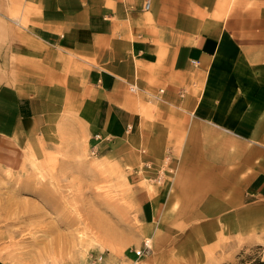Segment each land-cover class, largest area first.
Wrapping results in <instances>:
<instances>
[{"label":"crops","instance_id":"0c3cea01","mask_svg":"<svg viewBox=\"0 0 264 264\" xmlns=\"http://www.w3.org/2000/svg\"><path fill=\"white\" fill-rule=\"evenodd\" d=\"M148 1L0 0V167L87 146L126 171L138 228L85 264L264 258V0Z\"/></svg>","mask_w":264,"mask_h":264},{"label":"rangeland","instance_id":"374dc122","mask_svg":"<svg viewBox=\"0 0 264 264\" xmlns=\"http://www.w3.org/2000/svg\"><path fill=\"white\" fill-rule=\"evenodd\" d=\"M115 164L85 146L74 154L26 152L20 168L0 167V264H85L103 256L91 218L138 228L130 177ZM259 252L246 247L223 264H245Z\"/></svg>","mask_w":264,"mask_h":264},{"label":"built area","instance_id":"2783aa9c","mask_svg":"<svg viewBox=\"0 0 264 264\" xmlns=\"http://www.w3.org/2000/svg\"><path fill=\"white\" fill-rule=\"evenodd\" d=\"M148 5H149V1L145 0L144 7L147 8ZM192 62H196V60H192ZM130 89L133 90L134 89L133 86H130ZM92 153H94V151H92ZM169 157L170 154L167 152L164 156L162 165L155 170V173L152 176H150L149 179H151L153 182L160 183L164 180L166 174L169 175L173 174V168L168 165ZM142 167L144 169H150L151 164L145 161ZM132 251L138 257L148 254L151 251V244L149 238H144L140 246H138L137 248H133ZM101 257L102 256L99 255L97 257V260L101 259Z\"/></svg>","mask_w":264,"mask_h":264},{"label":"bare ground","instance_id":"6f19581e","mask_svg":"<svg viewBox=\"0 0 264 264\" xmlns=\"http://www.w3.org/2000/svg\"><path fill=\"white\" fill-rule=\"evenodd\" d=\"M91 226V228H97L98 231L100 230V228H107L108 226H106L103 221L98 220L97 218H91V222L89 224ZM109 228V227H108ZM111 228H115L111 225Z\"/></svg>","mask_w":264,"mask_h":264},{"label":"trees","instance_id":"16d2710c","mask_svg":"<svg viewBox=\"0 0 264 264\" xmlns=\"http://www.w3.org/2000/svg\"><path fill=\"white\" fill-rule=\"evenodd\" d=\"M245 264H264V258L257 256L248 260Z\"/></svg>","mask_w":264,"mask_h":264}]
</instances>
